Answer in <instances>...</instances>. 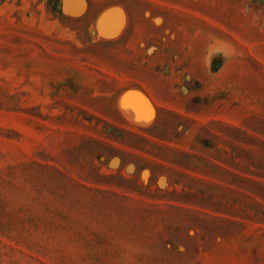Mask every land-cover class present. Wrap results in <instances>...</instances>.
<instances>
[{"label":"rangeland","instance_id":"rangeland-1","mask_svg":"<svg viewBox=\"0 0 264 264\" xmlns=\"http://www.w3.org/2000/svg\"><path fill=\"white\" fill-rule=\"evenodd\" d=\"M0 264H264V0H0Z\"/></svg>","mask_w":264,"mask_h":264},{"label":"trees","instance_id":"trees-1","mask_svg":"<svg viewBox=\"0 0 264 264\" xmlns=\"http://www.w3.org/2000/svg\"><path fill=\"white\" fill-rule=\"evenodd\" d=\"M218 166V165H217ZM218 167H220V166H218ZM222 168V167H221Z\"/></svg>","mask_w":264,"mask_h":264},{"label":"bare ground","instance_id":"bare-ground-1","mask_svg":"<svg viewBox=\"0 0 264 264\" xmlns=\"http://www.w3.org/2000/svg\"><path fill=\"white\" fill-rule=\"evenodd\" d=\"M146 99V98H145ZM146 104V103H145ZM156 112V111H155Z\"/></svg>","mask_w":264,"mask_h":264}]
</instances>
